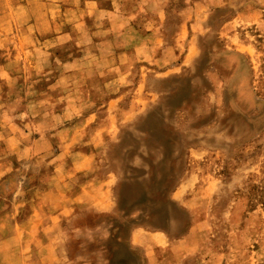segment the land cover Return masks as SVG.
Listing matches in <instances>:
<instances>
[{"label": "rangeland", "instance_id": "rangeland-1", "mask_svg": "<svg viewBox=\"0 0 264 264\" xmlns=\"http://www.w3.org/2000/svg\"><path fill=\"white\" fill-rule=\"evenodd\" d=\"M0 264H264V0H0Z\"/></svg>", "mask_w": 264, "mask_h": 264}, {"label": "crops", "instance_id": "crops-1", "mask_svg": "<svg viewBox=\"0 0 264 264\" xmlns=\"http://www.w3.org/2000/svg\"><path fill=\"white\" fill-rule=\"evenodd\" d=\"M148 229L146 228H138V229H133V231L130 233V236L129 238L127 239L128 242L124 243L120 240H117L116 238L114 239H109L108 241V249L110 250L111 252V256L112 258H114V261L115 259L117 258L118 256V251H119V247L122 246V245H126L127 247L128 246H131V247H141L144 249V251H146L145 248H147L145 245H146V242L144 240H148L150 239V241L152 240V238L154 236L157 235V237H159L160 239H165L164 242L166 241L167 242V239L166 237L164 236V233H161V232H158V231H152V232H147ZM146 238V239H144ZM144 239V240H143Z\"/></svg>", "mask_w": 264, "mask_h": 264}, {"label": "bare ground", "instance_id": "bare-ground-1", "mask_svg": "<svg viewBox=\"0 0 264 264\" xmlns=\"http://www.w3.org/2000/svg\"><path fill=\"white\" fill-rule=\"evenodd\" d=\"M157 236V235H156ZM157 239V238H156Z\"/></svg>", "mask_w": 264, "mask_h": 264}]
</instances>
